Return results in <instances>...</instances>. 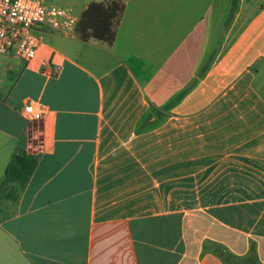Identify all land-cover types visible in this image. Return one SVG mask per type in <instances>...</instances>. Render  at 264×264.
Here are the masks:
<instances>
[{"label":"crops","instance_id":"crops-1","mask_svg":"<svg viewBox=\"0 0 264 264\" xmlns=\"http://www.w3.org/2000/svg\"><path fill=\"white\" fill-rule=\"evenodd\" d=\"M122 1L112 46L0 56V186L38 160L2 189L0 264H264V0L224 36L231 0Z\"/></svg>","mask_w":264,"mask_h":264},{"label":"built area","instance_id":"built-area-1","mask_svg":"<svg viewBox=\"0 0 264 264\" xmlns=\"http://www.w3.org/2000/svg\"><path fill=\"white\" fill-rule=\"evenodd\" d=\"M80 12L60 0H0V56L11 53L26 61L37 58L47 30L64 37H75ZM48 75L54 70H48ZM47 108L37 101L23 105L21 114L28 121H42Z\"/></svg>","mask_w":264,"mask_h":264},{"label":"trees","instance_id":"trees-1","mask_svg":"<svg viewBox=\"0 0 264 264\" xmlns=\"http://www.w3.org/2000/svg\"><path fill=\"white\" fill-rule=\"evenodd\" d=\"M241 0H231L230 10L224 23V36L231 26L239 11ZM126 4L122 0H104L91 2L85 11L81 13L80 21L76 29V37L81 41L88 42L96 40L108 46H112L117 38ZM38 160L26 154L15 155L6 171V180L0 186V197L5 185L12 182H19L24 187L37 168ZM226 258L220 254V258L226 264L233 263L232 259L241 264H257L252 258L236 259L225 251Z\"/></svg>","mask_w":264,"mask_h":264},{"label":"rangeland","instance_id":"rangeland-1","mask_svg":"<svg viewBox=\"0 0 264 264\" xmlns=\"http://www.w3.org/2000/svg\"><path fill=\"white\" fill-rule=\"evenodd\" d=\"M52 1H54V0H52ZM66 1V0H65ZM67 1H69V0H67ZM70 1H72V3L73 4H75V3H77V2H80V0H70ZM223 256V255H222ZM224 258H226V255L224 254ZM232 262H234V263H238V264H241L240 262H238V261H236V260H234V259H232Z\"/></svg>","mask_w":264,"mask_h":264}]
</instances>
